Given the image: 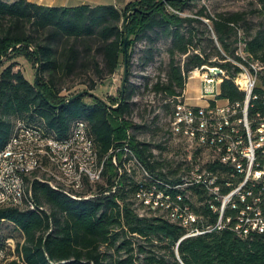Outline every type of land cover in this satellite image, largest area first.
<instances>
[{
    "label": "trees",
    "instance_id": "16d2710c",
    "mask_svg": "<svg viewBox=\"0 0 264 264\" xmlns=\"http://www.w3.org/2000/svg\"><path fill=\"white\" fill-rule=\"evenodd\" d=\"M196 1L131 0L119 8L0 0V150L18 121L43 126L61 137L82 120L100 157L128 143L153 178L179 183L180 165L174 170L159 169L162 164L150 144L134 132L139 128L130 118L136 87L129 76L138 42L148 40L143 66L155 60L159 40L169 42L166 79L157 80L153 90L170 97L172 110L185 97L187 74L205 65L222 72L219 99L243 102L245 92L234 81L241 69L235 61L247 66L249 60L260 63L253 90L257 98L250 100L248 112L250 117L257 112L264 116V0H259L257 27L243 12L212 16L205 6L197 8ZM240 27L245 30L238 40ZM238 41L243 42L248 60L237 52ZM16 56L39 63L38 88L35 80L16 69ZM122 64H127V79L118 101L111 104L95 94H80L95 90ZM71 76L83 77L78 83L87 90L64 96L62 92L73 87L67 83ZM132 171L129 175L120 161L115 166L108 156L101 182L85 191L94 194L88 199L72 198L33 180L34 209L0 208V246L11 236L13 256L18 258L4 264H264V234L241 237L224 228L183 237L187 230L163 213L145 210L140 214L136 194L149 182ZM114 185L117 188L112 191ZM181 192L199 215L200 227L215 223L217 214L203 189ZM2 224L11 233L2 235Z\"/></svg>",
    "mask_w": 264,
    "mask_h": 264
},
{
    "label": "built area",
    "instance_id": "2783aa9c",
    "mask_svg": "<svg viewBox=\"0 0 264 264\" xmlns=\"http://www.w3.org/2000/svg\"><path fill=\"white\" fill-rule=\"evenodd\" d=\"M238 65L241 69L234 76V81L245 92L243 102L219 99L220 89L214 91V85L220 88L222 72L212 74L205 65L192 71L193 75L198 71L200 77L201 91L196 97L197 102L189 101L187 96L179 98L169 120L172 135L184 140L190 148L205 153L204 162L191 163L186 169L187 173L181 177V190L193 187L203 189L207 193L208 204L217 214L215 223L200 227L199 215L184 200L181 190L173 195L168 193V189L157 188L154 183L146 181L145 176L135 169V160L138 158L128 143L115 147L112 154L111 160L115 166H119L120 161L129 175L135 169L145 182H149L148 185H142L136 194L140 211L163 213L187 230L183 237L224 228L241 237L264 234V116L257 112L254 117H250L248 112L250 100L257 98L253 90L257 83V72L262 66L258 62L249 63V66ZM204 68L207 70H203ZM31 136L35 134L23 131L17 142L26 141L32 147ZM76 140H82V153H87V160H80V153L76 154L78 162H82V172H73L70 161L64 158V147L72 145L75 140H68L66 143H52L48 140V143L51 144L52 151H57L60 166H65L71 174H77L78 182L87 183L88 188L95 183V179L102 178H97L94 165L89 163V143L80 135V128ZM17 142L1 154L6 169L4 180L7 182L15 180L18 183V172L30 162L43 164V160H52L42 157V161H34V156L17 155ZM119 170L122 171L120 167ZM79 173H86V181H79ZM116 188L117 185H114L111 190L115 191ZM187 196L189 198V194ZM32 206H35L33 196ZM11 207L18 208L15 194ZM3 244H8V251L3 252L13 256L11 236ZM14 259L18 258L13 256Z\"/></svg>",
    "mask_w": 264,
    "mask_h": 264
},
{
    "label": "rangeland",
    "instance_id": "374dc122",
    "mask_svg": "<svg viewBox=\"0 0 264 264\" xmlns=\"http://www.w3.org/2000/svg\"><path fill=\"white\" fill-rule=\"evenodd\" d=\"M195 4L197 5V8L205 6L208 13L212 16L217 13L229 14L234 12H243L246 19L256 27L258 26V22L260 20L257 12L261 8V2L259 0H198ZM203 19L208 26H211L209 19ZM244 30L245 29L243 27L238 29V40L244 36ZM147 45L148 40L146 39L138 42L136 48L134 49L131 61L132 66L129 79L130 82L135 85L136 92L132 99L133 105L130 118L135 124L139 125V128L134 130L137 138L142 142L149 143L155 159L161 162L162 165L159 169L164 171L174 170L180 165L177 175L183 176L187 173L186 169L191 165V163L204 162L205 153L200 150L190 148L184 140L170 133L169 120L170 113L172 111L169 99L170 97L153 90V84L157 82V80L165 81L166 79L168 63L166 48L169 45V42L164 39L159 40L155 45V60L148 65L143 66L141 60L145 55V47ZM236 45L238 46L237 52L244 59L248 60L249 57L244 52L243 42L238 41ZM15 60L18 64L16 69L21 68L25 75L34 81L37 65L23 56H16ZM249 62L256 63V61L253 60H249ZM235 63L241 64L236 61ZM206 67L214 70H220L217 67ZM194 70H196V68ZM203 70L207 69L204 68ZM192 71L187 74V92L185 90L189 101H195L197 97V86H201L200 77L197 76V78H191L193 75ZM123 75L124 67L122 64L120 69L114 75L105 79L95 90L92 91V93L105 99L111 104L118 101L120 97V90L122 89ZM92 76L94 77V75ZM71 78L72 79L68 80L67 83L73 87L71 90L62 92L64 96H69L79 90H87L85 88V84L78 83L83 77L71 76ZM218 89L219 86L214 85V91H217ZM165 104H168V108L165 107ZM135 173L138 177L140 176L138 172L135 171ZM139 213L145 214V211L142 210ZM6 226V224L1 225L2 235H6L8 232L11 233L10 228Z\"/></svg>",
    "mask_w": 264,
    "mask_h": 264
},
{
    "label": "bare ground",
    "instance_id": "6f19581e",
    "mask_svg": "<svg viewBox=\"0 0 264 264\" xmlns=\"http://www.w3.org/2000/svg\"><path fill=\"white\" fill-rule=\"evenodd\" d=\"M197 76H199L198 71L191 78H197ZM79 128L80 135L89 143V163L94 165V174H97V178H103L106 160L108 156L112 158L115 147L108 156L100 157L89 128L84 121H75L67 135L61 137L53 134V132L43 126L30 125L18 121L5 147L0 150V208L11 207L13 194H15V203L18 209H34L30 183L37 178V181L45 182L52 188L57 189V191H63L75 199H88L94 196V194L76 193L85 192L87 183L78 182L77 174H71L65 169V166H60V158H57V151H52L51 144L48 143V140L52 143H66L68 140H75L72 141V145L64 147V158H68V161H70L73 172H82V162H78L76 154L80 153V160H87V153H82V140H76ZM23 131L35 134V136H31L32 147L26 141L17 142L21 138ZM15 142H17V155L34 156V161H42V157L43 159L52 160H43V164L41 162H30L21 172H18V183L15 180H8L7 182V180H4L6 178V169L4 158L1 154L10 145H15ZM135 169L140 171L142 176H145L146 181L154 183L157 188L168 189V193H178L181 190L182 180L179 183L176 182L177 184L171 185L160 178H153L139 160H135ZM101 180L95 179V184L96 182H101ZM79 181H86V173H79ZM11 243V254L13 255L14 242L12 239ZM3 251H8V244L0 246V264H4L8 259L13 258V256H8V253Z\"/></svg>",
    "mask_w": 264,
    "mask_h": 264
},
{
    "label": "crops",
    "instance_id": "0c3cea01",
    "mask_svg": "<svg viewBox=\"0 0 264 264\" xmlns=\"http://www.w3.org/2000/svg\"><path fill=\"white\" fill-rule=\"evenodd\" d=\"M6 1H13V0H6ZM29 1L35 2L38 4L48 5V6H77V5H82V4L96 6V5H102V4H113L119 8H122L131 0H29ZM200 91H201V87L197 86L196 96L200 93ZM186 92H185V96H186ZM190 101L197 102V99H195V101H192V100Z\"/></svg>",
    "mask_w": 264,
    "mask_h": 264
},
{
    "label": "water",
    "instance_id": "95a60500",
    "mask_svg": "<svg viewBox=\"0 0 264 264\" xmlns=\"http://www.w3.org/2000/svg\"><path fill=\"white\" fill-rule=\"evenodd\" d=\"M124 41H125V43H124V45H125V52L127 53V49H126L127 35L124 36ZM38 70H39V63H37V68H36V73H35V85H36L37 88H38V78H37L38 77ZM126 72H127V64H125V67H124V75H123V80H122V91L124 90V87H125V84H126V79H127ZM210 72L212 74H215V73H219L220 70H218V69H216V70L210 69ZM80 94L94 95L92 92H89V91H82ZM111 107L113 108L114 106H111Z\"/></svg>",
    "mask_w": 264,
    "mask_h": 264
}]
</instances>
